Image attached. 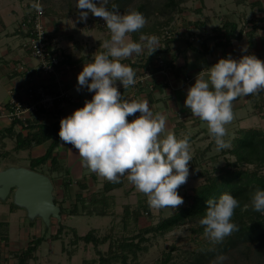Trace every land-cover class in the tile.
Segmentation results:
<instances>
[{
	"label": "clouds",
	"instance_id": "obj_1",
	"mask_svg": "<svg viewBox=\"0 0 264 264\" xmlns=\"http://www.w3.org/2000/svg\"><path fill=\"white\" fill-rule=\"evenodd\" d=\"M109 0H77L79 21L89 13L104 21L110 38L104 40L92 62L85 64L77 76V91L87 88L94 93L84 106L60 120L59 137L62 144L71 145L79 154L81 164L89 171L111 183H120L126 176L136 191L144 194L151 209H177L184 204L178 189L187 183L192 161L190 137L168 130L167 118L153 113L146 99L128 101L118 90L117 82L126 90L136 84V72L123 60L140 55L145 50L151 56L159 49L155 35H140L139 42L130 34L147 24L146 17L135 9L121 13ZM31 8L42 14L43 7L34 0ZM247 52V49H243ZM264 91V61L254 54L239 59L220 58L211 67L200 71L195 83L187 90L184 105L191 114L207 125L216 151L228 149L225 140L227 125L235 119L233 101L241 96L258 95ZM140 115L129 122L128 117ZM215 175V173H214ZM250 202L241 208L240 201L229 193L219 199L206 201L205 214L198 223L203 235L219 244L238 225L232 220L241 208L264 215V190L249 193ZM228 257L218 255L211 264H224Z\"/></svg>",
	"mask_w": 264,
	"mask_h": 264
},
{
	"label": "crops",
	"instance_id": "obj_2",
	"mask_svg": "<svg viewBox=\"0 0 264 264\" xmlns=\"http://www.w3.org/2000/svg\"><path fill=\"white\" fill-rule=\"evenodd\" d=\"M250 2V7L255 12L252 15L253 18L251 20L253 21L250 23V29L245 30L241 28L240 22L230 20L237 23L238 30H243L244 37L241 40H233L227 48L219 46L211 54H203L199 51L189 49L183 40L185 39L184 37L172 43L171 50L166 55H163V59L169 63L171 61L175 62L176 67L186 66L190 78L187 84H184V78L175 75L173 70L169 77H164L160 72H156L151 73L147 81L141 82V78L146 73L142 72L143 68L140 69L138 67H135L136 84L134 86H130L124 90L122 84L117 82L118 90L124 99L130 102L146 99L153 113L159 112L164 114L167 118L168 130L174 132L178 138L186 135L183 134L184 130H187V132L192 128L198 130L197 135H188L190 137L191 154L193 157L189 164V176L193 172L194 177H188L187 182H190L191 179L198 180L195 175L198 171L202 170L197 167L198 159L204 156L207 159L209 158L208 154L212 156L214 154L213 150L216 151L215 142L208 133L207 125L199 118L193 116L190 110L184 105L187 90L195 83L196 75L203 69L211 67L220 58H227L228 55H231L234 59H239L242 55L254 54L257 58L264 61V1ZM28 12L29 9L24 10L23 8L11 10L8 3L5 2L0 4V88H4L7 93V98L0 100V171L10 168L31 169V160L45 155L52 141L55 139L53 138L41 144H32V146L24 150L17 151L18 137H25L30 129H22L19 125H13L8 119L1 117L4 104L9 102L12 97L25 99L26 88L28 86H43L47 92L53 93L61 85L69 91L74 100L71 103L65 104L64 107H61L59 103L55 111L43 113L35 119L33 124H43L46 126L58 125L60 129V119L71 115L74 110L83 107L85 100H91L94 95L87 88H81L79 92L76 90L78 87L77 76L85 64L92 62L96 52L103 51L100 45L96 47L91 45L90 47L88 45L80 47L77 43L78 40H81L80 33L78 32L75 33L73 39L72 34H70L69 38H64V32L62 30L60 32L57 31L56 26L50 24L48 20V31L50 34L57 35L61 38L62 46L68 55L67 63L70 65V68L66 69L65 67H61L58 78L42 74L37 69V60L21 45L24 36L21 31V23L26 19ZM254 28L256 30L251 34ZM248 33L251 34V37L247 36ZM236 41L240 44L237 45ZM215 43L216 41H210L208 45L214 46ZM235 48L237 49V53L235 52ZM245 48L247 52L243 51ZM226 51L228 53L227 55L225 54ZM145 52L138 56L134 54L133 57L123 60L122 63L131 67V63H134L135 60L146 59L148 57L149 54L147 51ZM155 62L156 59H154ZM20 65H24L26 69L19 70L18 67ZM263 98L264 91L258 95L241 96L233 101L235 119L226 126L228 134L225 140H230L229 142L231 144V147L228 149L233 148L232 141L241 130L249 128L264 130V110H261ZM139 115V113H136L135 116L128 117L129 122ZM257 118L259 119L258 122ZM57 139L59 141L58 146L53 153L56 159L55 167L52 166L50 161L35 170L48 176L53 185H55V188H53L54 200L57 205L59 204L58 206L63 214V220L73 215H89V217L91 216L90 219L97 220L98 222L101 219L109 220L114 216H119L123 222V217L127 214V208H129L128 212L133 213L134 210H138L143 204H147L146 196L136 191L134 186L128 183L126 176L121 177L120 183H112V186L105 188L107 183L111 182L83 167L76 150L71 145L62 144L60 137ZM228 149L225 150L227 151ZM20 151L28 153V166H21L18 164L19 162L16 163L10 159L11 153ZM224 155L231 156V154ZM42 168L46 169V171H43ZM193 188H186V184H184L178 189V193L184 199L192 193ZM134 197L138 198L136 203L129 201L125 203V200ZM13 200L12 198H7L5 201H0V203L8 205L7 202L9 201L11 205L7 207V210L10 211V207L12 204L14 205ZM120 209L122 210L121 215H117ZM167 210L161 209L158 211V214H165ZM151 211L149 207L150 214ZM139 213H144L145 215L147 211L140 209ZM12 214L15 215L13 212ZM130 217H125L124 219L129 221ZM10 219L9 217H3V211L0 210V221L8 223L10 226ZM141 219L144 220L145 218L139 216V223ZM125 227L126 225L124 224Z\"/></svg>",
	"mask_w": 264,
	"mask_h": 264
},
{
	"label": "rangeland",
	"instance_id": "obj_3",
	"mask_svg": "<svg viewBox=\"0 0 264 264\" xmlns=\"http://www.w3.org/2000/svg\"><path fill=\"white\" fill-rule=\"evenodd\" d=\"M182 1H185L180 5L183 10L174 11L168 8L167 0H109L108 8L111 9V5L115 3L118 5L120 12L124 13L130 8L136 9L143 4L145 5L143 15L147 19L143 35L151 36L156 35L158 31L161 34L170 31L175 33L177 39L182 37L197 39L198 35L203 37L211 35L213 29L220 28L225 21L230 20L240 22L241 28L245 30L250 29V23L253 21L251 20L252 15L255 13L250 7V1L264 0H204L206 3L203 4L201 0ZM2 2L8 3L11 10L29 9L28 14L33 11L31 4L34 0H0V4ZM76 2L77 0H41L46 13V23L49 20L50 24L56 26L57 31L62 30L65 34L64 38H69L72 34L73 39L75 33H80L81 40L77 41L80 47L102 45L104 40L110 38V32L106 25L101 24L104 21L91 13H89L86 21H79V10L76 8ZM200 23L201 25H197ZM8 42L10 41L8 40ZM236 42L237 45L240 44L238 41ZM235 52L237 53L236 48ZM193 56L195 55L193 54ZM6 98V90L0 88V100ZM197 131L192 128L188 132L184 130L183 134L195 136ZM223 150H213L214 154L212 156L207 153L209 157L207 159L205 156L199 158L198 162L200 161V163L197 162V167L212 171L215 167L224 166L227 160L234 159L232 155L221 154ZM27 157V152L20 151L11 153L10 159L16 163L19 162L18 164L21 166H28ZM42 170L46 171L44 168ZM261 173L264 175V167L261 169ZM189 177H194V173L192 172ZM194 180L191 179L190 182H187L186 188L191 189L204 183L203 179ZM7 198L14 199V194L11 193L5 199H0V201H5ZM128 199L125 200V203L126 201L136 203L138 198ZM13 201L15 208L11 206L10 211L7 210V207L11 205L9 201L7 202L8 205L0 203L3 217L11 218L8 228L9 240L7 243L0 240V264H16L18 262L16 253L25 251L37 239L42 241L34 253V258L29 261L30 264H98L100 259L98 250L103 255H107L110 250L114 251L115 249L120 252L121 249L116 246L119 240L122 241L124 238L131 240L133 237L138 236L141 231L143 233L146 227L149 225L156 226L163 217H168V214L173 212L172 209H168L167 213L158 214L159 210L151 209V214L149 216L143 215L142 217L145 219H141L143 221H140V223L135 222L133 216L130 217L129 221L124 219L122 222L119 216H114L109 220L101 219L98 222L90 219L91 216L89 217V215H73L68 219L63 220V218H60L59 220L52 214H50L49 220L46 221L43 217H31L25 208L15 203V199ZM121 211L120 209L117 215H121ZM12 212L15 215H11ZM124 224L126 225L125 228ZM140 227L144 229H140ZM90 231L94 233L95 237L102 240L97 247L93 243L87 244L83 241H75V232L79 236H85ZM144 233L146 240L141 242L140 249L136 251L137 255L132 254V250L127 249V264H211L221 254L228 257L224 264H264V247L260 246V249L257 244H247V246L239 244L237 247H231L226 253L215 254L204 258L201 263H196L195 258L197 255H205V251L210 249L215 251L219 244L211 243L204 235L197 239L194 238L190 225H180L164 235L153 232ZM135 242L137 243L138 239ZM201 243L207 244V248L202 249ZM114 262L115 264H124L121 259L114 260Z\"/></svg>",
	"mask_w": 264,
	"mask_h": 264
},
{
	"label": "trees",
	"instance_id": "obj_4",
	"mask_svg": "<svg viewBox=\"0 0 264 264\" xmlns=\"http://www.w3.org/2000/svg\"><path fill=\"white\" fill-rule=\"evenodd\" d=\"M167 1V6L168 8H171L172 11L181 10L182 8H180V5L185 2L182 0ZM201 3L203 4L204 0H201ZM135 10L143 14L145 5L141 4ZM197 25H201V23ZM255 30L256 29L254 28L251 31V34H253ZM144 31L145 29L143 28L139 32L131 33L133 41L139 42V37ZM156 33L155 36L159 38L160 48L151 56L148 55L146 59H137L134 63H131V67L134 70L135 67H138L140 69L143 68L142 72L145 73L146 71L150 73L159 72L160 67L154 63V59L169 53L172 43L178 40L176 37L174 38L172 36L171 38H166L163 41H160L162 34L160 31ZM171 34H173V32H171ZM248 34L247 36L251 37V34ZM243 37L244 32L243 30H238L237 23L225 21L220 28L213 29L211 35L206 37L198 35L197 39L185 38L183 40L186 42L189 49L199 51L203 54H211L215 48L219 46L227 48L233 40H241ZM210 41H216L215 45L209 46L208 43ZM225 54H228L227 51ZM66 56L68 57L67 54ZM173 63L175 62L171 61L170 66L175 72V75L181 76L184 79L189 77L185 65L176 67V63ZM261 110H264V98ZM12 124H17L22 129H25L20 122L15 121ZM29 129L30 131L25 137H18L16 150H24L32 146V144H41L55 138L45 155L31 160L30 168L35 170L39 166L45 165L50 161L52 166L55 167L56 159L53 156V153L59 142L57 139L59 138L58 125L46 126L43 124H32ZM232 144L233 148L228 149L227 151L223 150L222 153L231 154L234 156V159L227 160L224 166L218 168L215 167L212 171L207 168L198 171L195 176L198 179H203L204 183L193 188L192 193L185 197L184 204L177 209H174L172 213H169L168 217H163L156 226L149 225L146 229L141 227L140 229H144V232L146 233L153 232L155 234L164 235L180 225H190V230L194 238L197 239L203 235V226H201L198 221L205 214L207 207L206 201L208 199L218 200L222 194L229 193L240 201L242 208L245 203L250 202V192H253L256 188L264 190V175L261 173V169L264 167V130L259 128L241 130L233 139ZM111 184L112 183H107L105 188L112 186ZM12 207L15 208L13 204ZM241 208L235 210L232 218L233 222L238 225L239 231L226 237L222 243H219L218 248L215 249V251L210 249L205 251V255H197L195 258L196 263L203 262L206 257L226 253L231 247H237L239 244H245L246 246L247 244H257L258 247H264V215L253 211L251 207L247 211H242ZM140 209L147 211V214L145 213L146 216L150 215L148 204H143L138 210H134L133 213L128 212L129 208H127V214L124 216L126 218L133 216L135 222H137L139 216L144 215V213H139ZM61 215L63 214L61 213ZM125 217H123V220ZM8 228V223L0 221L1 242H8ZM60 231H62V229H60ZM144 232L142 233L141 231L138 236L133 237L131 240L127 238L122 239V241L119 240L118 245L116 246L121 249L120 252L118 249H115L114 251L110 250L107 255H103L98 250V254L100 255L98 264H115L114 260L117 259H121L124 264H127V249L132 250V254L137 255L136 251L140 249L141 242L146 240ZM136 239H138L137 243L135 242ZM41 241V239H37V241L30 244L25 251L16 253L18 256V262L16 264H30L29 261L34 258V253ZM75 241H83L87 244L93 243L95 247L102 242V240L95 237L92 231L88 232L85 236H79L75 232ZM201 245L202 249L207 248V244L201 243Z\"/></svg>",
	"mask_w": 264,
	"mask_h": 264
},
{
	"label": "built area",
	"instance_id": "obj_5",
	"mask_svg": "<svg viewBox=\"0 0 264 264\" xmlns=\"http://www.w3.org/2000/svg\"><path fill=\"white\" fill-rule=\"evenodd\" d=\"M38 2L41 3V0H38ZM101 24L105 25L104 22ZM21 31L24 34L21 45L37 60V69L42 74L58 78L61 67L70 68L61 38L50 34L48 31L44 9L42 14L37 13L33 9L32 13L28 14L26 19L22 21ZM172 36L174 38L177 37L175 33L171 34V32L166 31L162 34L160 41ZM155 64L160 67L159 72L164 77L171 75L173 69L170 63L165 61L162 56L156 57ZM18 69L25 70L26 68L24 65H20ZM150 76L151 73L146 72L141 78V82L147 81ZM189 81V77L185 78L184 84ZM73 100L69 91L61 85L53 93L47 92L43 86L31 85L26 88L25 99L12 97L9 102L4 104L1 117L8 119L12 123L15 121L20 122L25 129H29L30 125L34 124L35 119L43 113L53 112L59 103L61 107H64L65 104L71 103Z\"/></svg>",
	"mask_w": 264,
	"mask_h": 264
},
{
	"label": "water",
	"instance_id": "obj_6",
	"mask_svg": "<svg viewBox=\"0 0 264 264\" xmlns=\"http://www.w3.org/2000/svg\"><path fill=\"white\" fill-rule=\"evenodd\" d=\"M54 185L50 178L29 168H10L0 171V199L14 194L15 203L25 208L31 217L49 220L50 214L62 219L55 203Z\"/></svg>",
	"mask_w": 264,
	"mask_h": 264
}]
</instances>
